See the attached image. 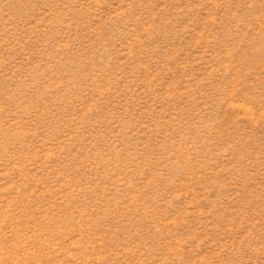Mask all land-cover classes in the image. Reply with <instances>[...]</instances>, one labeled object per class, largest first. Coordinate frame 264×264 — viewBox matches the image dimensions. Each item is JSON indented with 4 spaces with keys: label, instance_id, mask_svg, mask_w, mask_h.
Instances as JSON below:
<instances>
[{
    "label": "rangeland",
    "instance_id": "rangeland-1",
    "mask_svg": "<svg viewBox=\"0 0 264 264\" xmlns=\"http://www.w3.org/2000/svg\"><path fill=\"white\" fill-rule=\"evenodd\" d=\"M0 264H264V0H0Z\"/></svg>",
    "mask_w": 264,
    "mask_h": 264
}]
</instances>
